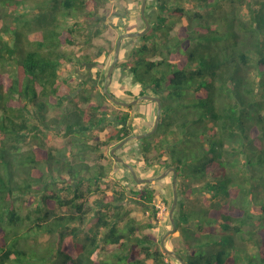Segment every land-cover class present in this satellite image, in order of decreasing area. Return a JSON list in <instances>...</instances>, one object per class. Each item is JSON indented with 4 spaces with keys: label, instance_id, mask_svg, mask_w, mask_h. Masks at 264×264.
I'll list each match as a JSON object with an SVG mask.
<instances>
[{
    "label": "trees",
    "instance_id": "obj_1",
    "mask_svg": "<svg viewBox=\"0 0 264 264\" xmlns=\"http://www.w3.org/2000/svg\"><path fill=\"white\" fill-rule=\"evenodd\" d=\"M110 1L0 0V264L173 260L153 234H139L135 218L124 217L127 199L155 205L162 195L155 184L130 174L124 191L84 208L88 193H104L99 157L133 135L131 114L105 104L104 86L62 110L72 89L61 82V68L73 59L59 46L76 41L79 24L68 26V18L84 12L93 19ZM155 2L142 45L116 67L134 75L135 98L152 95L163 105L156 133L131 141L137 149L128 163L136 171L176 169L179 246L171 248L186 264H264V0ZM94 27L87 41L102 35ZM50 129L69 138L66 147H46ZM91 154L94 163L86 160ZM206 196L212 201L191 200ZM88 216L93 225L82 234ZM42 235L49 236L43 245L36 242Z\"/></svg>",
    "mask_w": 264,
    "mask_h": 264
},
{
    "label": "rangeland",
    "instance_id": "obj_2",
    "mask_svg": "<svg viewBox=\"0 0 264 264\" xmlns=\"http://www.w3.org/2000/svg\"><path fill=\"white\" fill-rule=\"evenodd\" d=\"M155 0H148V5L151 4L152 8L146 9V14L150 23L156 20V10ZM147 5V7H148ZM142 0H111L104 8L98 9L94 12L93 19L85 18L84 12H78L76 18H68L67 25L71 26L78 22V33L76 35V41L74 45L62 44L59 49L66 53L73 59L72 63H64L61 68V82L71 87V95L69 97L72 103H67L66 107L62 110L75 109L77 106L82 105V97L92 96L96 97L101 91V87L104 86V82L109 70L110 65L114 60L116 45L119 36L122 33H137L142 32L146 27L145 21L142 18ZM94 25L100 27L103 33L100 37L92 38L90 41L89 33L95 30ZM142 45L140 37L125 38L121 44L120 56L118 63H124L131 61V54L133 50ZM117 67V65H116ZM140 85L135 82L134 75L129 69L115 68L112 76V82L110 84V91L114 96L124 102H131L135 100L134 95H138ZM127 92H132L133 96L128 95ZM138 98V97H137ZM105 104L114 110H119L117 107L113 106V102L109 99L105 100ZM158 106L155 102L149 100H143L139 104H136L130 108H124L131 114L129 120V125L132 127L133 135L143 134L151 130L155 124L157 118ZM105 131L96 132L94 131L92 135L98 134L99 136H104ZM132 141V140H131ZM128 142L129 146L125 152L119 151L116 153L120 156L123 155L127 162L131 160L134 162L133 158L130 157L137 149V144H131ZM46 147L52 148H63L69 143V138L63 137L58 133V130L50 129L46 139ZM96 143V141H93ZM36 143L30 144L29 147H35ZM106 153L105 158L99 157L102 163L106 166L107 177L101 183L100 190L98 192H104L102 194H87L88 199L85 202L84 208H95V199H103L106 195L115 194L117 190L124 191V185L131 183L133 180L130 176V171L121 163H119L111 155L110 151ZM128 153V156H127ZM99 156V155H98ZM95 157L97 155H89L86 160L89 163H94ZM133 160V161H132ZM46 169V165L44 166ZM165 169L159 166H154L153 168H144L138 166L137 174L141 178H153L161 175ZM155 184L156 190H160L162 195H157L155 205L149 207L139 201L134 199H127L123 201L126 211L124 214L125 219L135 218L138 222L137 226L142 227V231L139 233L141 236L146 234H153L161 246V240L163 236L172 229V224L169 219V211L173 203V175L172 172L169 173L164 179L160 181L153 182ZM87 189V185L84 187ZM180 180H178V190L179 197L182 196L180 190ZM95 189V187H93ZM201 198L202 201L211 202V196L204 197H192L193 204H198V199ZM167 200V201H164ZM101 203L104 202L101 200ZM179 207V206H178ZM155 208L157 210L156 217L152 215V210ZM180 209L177 208L175 212V218L178 217ZM73 213L71 208H59L58 214L66 215ZM153 224L154 228L150 229L147 226ZM93 225V217L88 216L85 224L81 228L82 234H86L87 229ZM29 227V226H28ZM31 231V229H28ZM178 230V228H177ZM177 230L171 235L174 240H169L167 238L166 245L171 247L179 246V234ZM49 240L48 235H42L36 242L43 245ZM31 240V243H34ZM162 247V246H161ZM173 250V249H172ZM101 252V250L99 251ZM99 253L93 256L94 259H98ZM173 260L171 264H180V262L172 257Z\"/></svg>",
    "mask_w": 264,
    "mask_h": 264
},
{
    "label": "water",
    "instance_id": "obj_3",
    "mask_svg": "<svg viewBox=\"0 0 264 264\" xmlns=\"http://www.w3.org/2000/svg\"><path fill=\"white\" fill-rule=\"evenodd\" d=\"M147 5H148V0H142V9H141V13H142V18L145 21L146 27L142 32H137V33H122L117 41V45H116V50H115V55H114V60L112 62V64L109 67L105 82H104V88H103V92L104 94L108 97V99L113 102L115 105L118 106H122L124 108H130L136 104H139L141 101L143 100H149V101H153L156 102L158 105V109H157V118L155 121V124L153 126V128L147 132H144L143 134H139V135H131L127 138H125L124 140H122L119 144H117L114 148H112L111 150V155L115 158V160H117L119 163L123 164L132 174L133 179L138 183V184H146V183H153L156 181H160L162 179H164L167 175H169L170 172H172L173 174V203L172 206L170 208L169 211V219L170 222L172 224V229L169 230L162 238L161 240V246L163 248V250L170 256V257H174L175 259H177L180 264H186V262L180 257V255L177 254L176 251L170 249L167 245H166V240L167 238H169L176 230H177V222H176V218H175V212L178 208V201H179V190H178V175H177V171L174 167H170L168 169H166L161 175L153 177V178H141L138 176L136 169L134 168V166L130 163H128L124 158L120 157L116 152L121 149L124 145H126L129 141L131 140H142L146 137H150L153 134L156 133L160 121H161V117H162V111H163V105H162V100L160 97H156V96H152V95H142L139 96L138 98H136L135 100L131 101V102H124V101H120L118 100L110 91V84L112 82V76H113V72L116 68V65L118 64L119 61V56H120V50H121V44L122 41L125 38H134V37H143L144 35H146V33L149 31V29L151 28V23L147 17L146 14V9H147Z\"/></svg>",
    "mask_w": 264,
    "mask_h": 264
},
{
    "label": "crops",
    "instance_id": "obj_4",
    "mask_svg": "<svg viewBox=\"0 0 264 264\" xmlns=\"http://www.w3.org/2000/svg\"><path fill=\"white\" fill-rule=\"evenodd\" d=\"M148 17V16H147Z\"/></svg>",
    "mask_w": 264,
    "mask_h": 264
},
{
    "label": "flooded vegetation",
    "instance_id": "obj_5",
    "mask_svg": "<svg viewBox=\"0 0 264 264\" xmlns=\"http://www.w3.org/2000/svg\"><path fill=\"white\" fill-rule=\"evenodd\" d=\"M156 103V102H155Z\"/></svg>",
    "mask_w": 264,
    "mask_h": 264
}]
</instances>
